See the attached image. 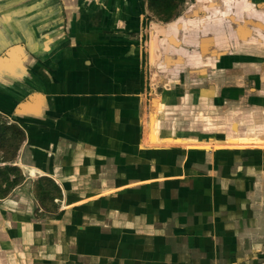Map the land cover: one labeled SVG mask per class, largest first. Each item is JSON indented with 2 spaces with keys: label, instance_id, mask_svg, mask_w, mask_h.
Instances as JSON below:
<instances>
[{
  "label": "crops",
  "instance_id": "crops-1",
  "mask_svg": "<svg viewBox=\"0 0 264 264\" xmlns=\"http://www.w3.org/2000/svg\"><path fill=\"white\" fill-rule=\"evenodd\" d=\"M227 1L232 10L227 11ZM240 1L196 0L182 20L146 23L148 5L142 0H0V150L2 140L13 137L12 125L24 133L21 142L17 138L15 155L0 159V168L16 166L24 174L22 181L0 194V264H170L171 260L173 264H239L246 260L232 257L230 243L223 238L203 242L202 250H212L206 255L195 250L194 237L187 245L179 237L180 228L185 225L193 232L205 225L193 219L191 210L185 212L192 214L191 221L184 223L186 214L174 207L176 192L164 186H139L151 179L161 182L160 175L174 176L180 170L186 159L176 144L186 145L189 155L196 151L193 146L210 145L176 136L162 142L167 138L162 130L146 126L150 116L146 97L155 95L159 123L160 107L168 101L160 71L186 69L193 74L199 72L201 61H207L219 75L229 67L232 55H264V0ZM153 24L160 27L154 35ZM200 54L205 60H199ZM220 62L222 69L217 67ZM174 75L170 78L180 84V73ZM211 83L209 100H221L222 108L229 107L226 79ZM168 88L176 95L178 89L171 84ZM156 142L172 146H151ZM164 156L171 173L162 166ZM152 162L160 166L158 174H151ZM128 169L137 173L127 174ZM45 177L60 189L59 210L68 219L62 231H77L78 239L69 236L74 241L35 239L34 227L40 230L35 218L33 224L22 218L30 213L23 197L31 194L35 209L43 207L33 187L24 196L17 187ZM77 213L79 221L73 222ZM165 214L171 217L167 220ZM161 217L168 222L158 221ZM32 230L31 239L25 240L29 244H23V231ZM8 231L15 235L11 240ZM107 232L111 236L103 237ZM183 244L190 255L163 251L166 245ZM43 246L44 254H38ZM12 249L21 253L19 260L8 259Z\"/></svg>",
  "mask_w": 264,
  "mask_h": 264
},
{
  "label": "rangeland",
  "instance_id": "rangeland-1",
  "mask_svg": "<svg viewBox=\"0 0 264 264\" xmlns=\"http://www.w3.org/2000/svg\"><path fill=\"white\" fill-rule=\"evenodd\" d=\"M142 1L148 5L149 18L146 22L148 23L150 19H159L160 21L182 20L181 17L188 5L196 0ZM202 58L205 60L206 57H202L200 54L199 60H202ZM206 62L201 61L199 70H196L199 72H193V74L192 71L186 69H177L175 71L164 69L160 71L162 75L164 74V83L167 84L168 101L165 103L166 107H160L162 109L161 116L163 117L159 123L156 120L158 108L153 104V99H156V97L153 93L148 95L146 97L147 110L150 111V116L149 120H145V124L148 127L162 130L164 137L176 136L185 140L197 139L199 141L204 139L203 141H209L210 145L206 147L193 146L192 148H195L196 151H194L193 155H189L186 153V148H184L186 145L176 144L181 147L177 148V151H184L183 159H186L183 166L179 167L180 170L174 176L170 174L166 176L160 175L162 177L161 182L151 179L150 182H146L147 184H140L139 186H164L169 192L177 193V196L173 197L175 198L173 202L176 203L174 207H177V213L184 212V215L187 211L190 213L191 211L192 213L194 212L193 215L191 214L193 219L205 225V229L188 232L185 230V225H183L180 228L179 237L187 242V245L190 238L194 237L197 239L195 250L199 249L198 252L204 255H206V252L210 254L212 251L211 247H204L205 250H202L201 244L207 241L212 243L214 240H218L217 242H219L225 239L230 243L229 249L232 257H243L246 259L242 260L239 264H264V147L261 146L262 144L264 145V55L247 53L232 55L229 67H224V72L219 75L215 69H209V65ZM223 66L221 62L217 65L220 69ZM260 66H262V72ZM179 73L182 81L180 84L175 85V80L170 78V76L174 77V74ZM167 74L168 76H166ZM214 79H226L228 84L226 86L230 89L228 90L229 94L226 96V99L230 100L229 107L222 108L221 100L219 102L209 100L208 92L210 91L208 88ZM169 84L173 87L172 89H178L176 95H174L175 92L168 88ZM158 90L161 91L162 88L159 87ZM149 91L151 92L152 89ZM220 96L222 97V94ZM9 120L7 118L4 119V121ZM11 128L10 132L13 137L2 140L0 159H3V157L10 158L16 153L14 152L18 144L15 133L16 127L12 125ZM222 131L225 133H222ZM209 138L212 139L209 140ZM230 139L240 140L242 146L239 148L227 146ZM219 143H223V145L215 148L214 145ZM160 145L169 148L172 146L169 143L162 144L156 142L151 144V146L156 147ZM190 160H194L193 167H191ZM173 161L172 158L171 162ZM152 163L151 174H158L160 166H158L157 162ZM164 163L165 166H162L166 167L171 173L172 169L166 164L170 163V161L166 160ZM3 167L5 166L3 165ZM22 172V169H20L19 173L23 180L24 174ZM7 173L8 178L14 174H18L12 171H8ZM126 173L134 174L137 172L133 169H128ZM29 174L32 175L31 172ZM25 175H28V172ZM55 185L57 184L55 183ZM43 186L50 187V184H40L38 180L35 182L28 181L16 189L20 190L21 188L22 193H24L22 195L24 196L33 187V191L38 194V199L42 204L43 209H39V207L35 209L34 196L30 194V196L23 197L24 201L27 200L25 203L29 206L27 210L30 213L24 215L22 218L26 217L25 223L31 224H33V218H35L36 224L40 228L36 232V228L34 227V238H38L41 241L52 240L51 242L54 241L55 243H61L63 237L67 242L73 239L69 236L78 239L80 234L77 231L73 229L70 231L68 228L65 232L62 231L64 224L68 223V219H66L67 216L63 215V211L59 210V207L62 205L60 200H58L60 193L56 194L52 188L47 189L49 191L47 195H45L46 192L45 194L40 193V189ZM53 192L56 195L54 198H51ZM190 206H192L191 209H189ZM190 213H188L189 215H185V220L183 219L185 224L191 221ZM164 217L168 220L171 216L165 214ZM164 217L159 218L158 221L162 223L168 222L165 221ZM75 220L79 221L78 213L72 216V221L75 222ZM9 221L11 222L12 220ZM86 221L89 223L90 219L88 218ZM11 223L17 224L13 221ZM207 226L213 229L207 228L206 230ZM33 230L32 232L29 231V233L23 231V235L19 231V235H22L21 237L24 240L23 244H29L25 243V240L31 239ZM26 233L28 235H25ZM172 233V231L169 232V234ZM7 234L8 240L15 237L13 232L8 231ZM91 235L88 234L87 238H93ZM110 236V232L103 235V237L107 238ZM171 237L176 238L174 234ZM51 242L49 243L51 244ZM185 248L184 244L183 247L182 245H166L163 251L166 253L176 250L182 256L190 255L191 251ZM191 248L188 247V249ZM29 249L30 246L23 250ZM45 250L46 246H43L40 248L38 254H44ZM20 254V252L14 249L7 252L10 261H16V258L18 259L21 256ZM170 264H173V260H171Z\"/></svg>",
  "mask_w": 264,
  "mask_h": 264
},
{
  "label": "trees",
  "instance_id": "trees-1",
  "mask_svg": "<svg viewBox=\"0 0 264 264\" xmlns=\"http://www.w3.org/2000/svg\"><path fill=\"white\" fill-rule=\"evenodd\" d=\"M16 127V126H15ZM1 127H0V131H1ZM16 137L18 139H20V142L23 140V137H24V133L23 131H21L18 127H16ZM18 142V144L20 143ZM7 159V158H5ZM8 171H12V172H17L18 174H14L13 175V178L10 180V177L8 178V176L6 174H8L7 172ZM20 169L16 166H5V167H1L0 168V194H2V192H6V191H9V188L11 186H13L14 184L18 183L21 179H22V176L20 175ZM43 179H45L46 181H44ZM40 184H50V187H46V186H43L40 190L41 192L40 193H43L47 195L49 193V191L47 189H51L54 190L56 192V194H59L60 192V189L57 185H55V183L50 179V178H42L38 181ZM5 184V187L2 188V185ZM42 194V195H43ZM55 194V195H56ZM54 195V192L51 194V198H54L55 197ZM60 196V195H59Z\"/></svg>",
  "mask_w": 264,
  "mask_h": 264
},
{
  "label": "bare ground",
  "instance_id": "bare-ground-1",
  "mask_svg": "<svg viewBox=\"0 0 264 264\" xmlns=\"http://www.w3.org/2000/svg\"><path fill=\"white\" fill-rule=\"evenodd\" d=\"M247 1H250V0H242V1H240V3L241 4H243V2H247ZM226 4H227V11H229V10H232L233 8H232V3L231 2H229V1H227L226 2ZM242 6V8H244L243 7V5H241ZM232 8V9H231ZM251 13V12H250ZM250 13H248V16H250L251 14ZM153 27H152V34L154 35L155 33H156V31H158L157 29L158 28H160L157 24H153L152 25ZM157 99H153V104L154 105H156L157 104ZM159 141H162V142H171L172 140L169 138V137H167V138H163V139H161V140H159ZM181 141V140H180ZM189 141H195V142H202L203 140L201 139L200 141L199 140H197V139H194V140H189ZM228 142H231V144L232 143H241L242 144V142H240V140H238V139H230V140H228ZM204 145H205V143H203ZM229 144V143H228ZM231 144H229V145H231ZM184 145V144H183ZM194 145V144H193ZM192 145V146H193ZM215 146H218V145H215ZM263 146V145H262Z\"/></svg>",
  "mask_w": 264,
  "mask_h": 264
}]
</instances>
